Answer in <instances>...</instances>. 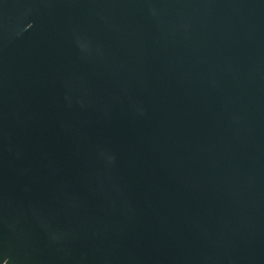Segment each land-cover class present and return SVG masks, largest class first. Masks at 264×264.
<instances>
[{
    "label": "water",
    "instance_id": "water-1",
    "mask_svg": "<svg viewBox=\"0 0 264 264\" xmlns=\"http://www.w3.org/2000/svg\"><path fill=\"white\" fill-rule=\"evenodd\" d=\"M0 264H264V0H0Z\"/></svg>",
    "mask_w": 264,
    "mask_h": 264
}]
</instances>
